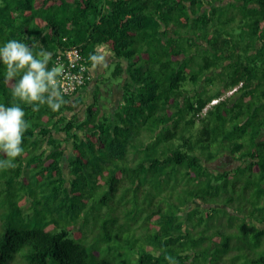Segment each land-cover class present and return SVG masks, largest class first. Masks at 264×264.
<instances>
[{
	"label": "trees",
	"instance_id": "trees-1",
	"mask_svg": "<svg viewBox=\"0 0 264 264\" xmlns=\"http://www.w3.org/2000/svg\"><path fill=\"white\" fill-rule=\"evenodd\" d=\"M13 39L49 69L109 45L122 91L33 112L0 63L30 123L0 170V264H264V0H0ZM222 152L234 175L206 169Z\"/></svg>",
	"mask_w": 264,
	"mask_h": 264
},
{
	"label": "clouds",
	"instance_id": "clouds-1",
	"mask_svg": "<svg viewBox=\"0 0 264 264\" xmlns=\"http://www.w3.org/2000/svg\"><path fill=\"white\" fill-rule=\"evenodd\" d=\"M39 48V51L34 49ZM51 53L44 50L37 40L32 44L9 40L0 46V63L5 66L4 80L11 85V95L22 103L32 105V111H39L40 106L47 105L52 111H58L63 99L61 75L57 67L49 69ZM102 56L92 55L93 66L103 61ZM30 127L25 120L24 110L17 106L6 107L0 104V170L15 167L14 161L22 156L24 133ZM169 264H177L171 256H165Z\"/></svg>",
	"mask_w": 264,
	"mask_h": 264
},
{
	"label": "built area",
	"instance_id": "built-area-1",
	"mask_svg": "<svg viewBox=\"0 0 264 264\" xmlns=\"http://www.w3.org/2000/svg\"><path fill=\"white\" fill-rule=\"evenodd\" d=\"M53 67H57L61 72L58 79L60 80L62 94L65 95L76 93L92 79L87 58L79 45H72L58 51L53 59ZM235 89L236 87L226 94H231ZM217 101L218 99L212 100L208 106L215 104Z\"/></svg>",
	"mask_w": 264,
	"mask_h": 264
},
{
	"label": "crops",
	"instance_id": "crops-1",
	"mask_svg": "<svg viewBox=\"0 0 264 264\" xmlns=\"http://www.w3.org/2000/svg\"><path fill=\"white\" fill-rule=\"evenodd\" d=\"M95 55L102 56L104 59L100 64H97L96 66H93V63L91 64V82L87 86V88H81L75 96L81 97L85 103H91L93 102L96 94L101 106H103V108L106 110L112 111L115 110L121 102L122 80L112 79L109 85L107 87H104L105 89L101 88L98 93L96 92V85L98 84V82H102L101 87L104 86V75L102 74L111 64L115 65L117 60L114 58L113 51L111 50V47L109 45L98 46L96 48ZM111 73L112 72L110 71V74Z\"/></svg>",
	"mask_w": 264,
	"mask_h": 264
},
{
	"label": "flooded vegetation",
	"instance_id": "flooded-vegetation-1",
	"mask_svg": "<svg viewBox=\"0 0 264 264\" xmlns=\"http://www.w3.org/2000/svg\"><path fill=\"white\" fill-rule=\"evenodd\" d=\"M238 161L235 160V157L231 156L228 152H222L215 161L205 162V167L209 171L224 174L228 172L231 175H234L235 168L237 167Z\"/></svg>",
	"mask_w": 264,
	"mask_h": 264
},
{
	"label": "rangeland",
	"instance_id": "rangeland-1",
	"mask_svg": "<svg viewBox=\"0 0 264 264\" xmlns=\"http://www.w3.org/2000/svg\"><path fill=\"white\" fill-rule=\"evenodd\" d=\"M113 67H114V65L113 64H111L109 67H107L106 68V70H105V72L102 74V75H104V80H103V87H100V88H103V89H105L104 87H107L108 85H109V83L112 81V77L110 76L111 74H110V71L112 72V70H113ZM106 76H109V77H106ZM116 80V79H115ZM99 83V82H98ZM239 232V231H238ZM222 264H228V263H223L222 262Z\"/></svg>",
	"mask_w": 264,
	"mask_h": 264
}]
</instances>
